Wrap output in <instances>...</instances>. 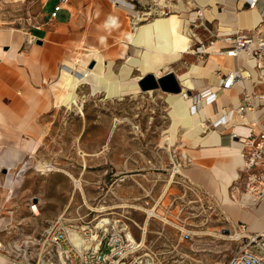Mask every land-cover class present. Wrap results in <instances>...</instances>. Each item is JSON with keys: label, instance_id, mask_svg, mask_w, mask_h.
Here are the masks:
<instances>
[{"label": "crops", "instance_id": "0c3cea01", "mask_svg": "<svg viewBox=\"0 0 264 264\" xmlns=\"http://www.w3.org/2000/svg\"><path fill=\"white\" fill-rule=\"evenodd\" d=\"M139 1L68 0L57 16L52 17L58 2L50 14H45L46 21L37 33L0 29V264H16L8 248L9 239L19 234L24 222L28 224L24 214H33L32 203L21 205L11 197L12 172L19 171L43 135V117L54 108L49 83L60 77L53 88L63 87L70 93L73 73L78 76L75 79L79 87L89 85L94 93L104 89L107 99L121 100L140 94L138 83L150 74L159 78L173 72L182 91L180 77L189 75L186 91L195 96L207 89L217 90L231 70L240 67L248 71L249 80L220 92L218 100L207 107L209 116L205 118L198 119L204 105L194 114L180 98L191 118L202 122L201 133L194 139L186 137L189 129L184 127L192 122L188 112L178 110L176 105L172 107L176 101L169 94L165 99L172 118L170 127L179 130L175 144L188 151L184 168L188 178L212 200L221 201L227 220L244 233L256 235L264 230V224L256 226L259 221L263 222L264 203L247 209L236 202L239 195L231 193L244 165L239 157V145L230 141L233 127L218 129V142L208 135L214 130L209 123L220 118L225 109L238 107L244 87L253 89L259 77L254 64L245 62L244 57L236 60L220 55L226 46L213 35L222 38L228 33L257 27L264 14V0H258L254 9L243 0H182L166 15L161 13L162 5L150 0H142L144 7L134 9L133 5L137 6ZM198 10H201L202 22L195 17ZM212 41L215 43L211 46ZM201 44L209 48V54L202 58L195 53ZM186 45L190 47V54L182 56L180 51ZM81 51L85 55L71 60ZM214 58L218 66L209 70ZM62 66L64 69L60 71ZM255 91L264 93V84ZM66 93L61 96L65 97ZM61 96H56L57 103ZM177 102L183 104L180 100ZM246 118L254 120L252 114ZM236 122L241 120L237 118ZM202 140L211 143L202 146ZM36 200L34 203H38Z\"/></svg>", "mask_w": 264, "mask_h": 264}, {"label": "rangeland", "instance_id": "374dc122", "mask_svg": "<svg viewBox=\"0 0 264 264\" xmlns=\"http://www.w3.org/2000/svg\"><path fill=\"white\" fill-rule=\"evenodd\" d=\"M162 1L161 13L166 15L182 0L150 3ZM58 2L49 0L45 7V0H0V29L37 33ZM139 2L137 10L144 7ZM81 55L85 53H75L71 60ZM76 76L73 73L70 93L53 88L60 77L49 83L54 108L43 117V135L19 171L12 172L9 189L15 202L40 203L36 214H24L28 224L9 239L15 263L57 264L47 236L63 217L74 230L88 232L104 219L119 222L136 240L143 241L145 235L146 246L163 261L192 257L195 251L203 264H226L249 235L227 220L221 201L196 196L197 185L184 171L188 151L175 144L179 131L170 127L165 99L169 93L159 90L109 100L104 89L94 93L91 86L82 85L76 94L79 103L84 101L82 109L67 108ZM153 209L157 216L149 215ZM181 232L192 233V239L181 240ZM237 234L246 237L230 239Z\"/></svg>", "mask_w": 264, "mask_h": 264}, {"label": "built area", "instance_id": "2783aa9c", "mask_svg": "<svg viewBox=\"0 0 264 264\" xmlns=\"http://www.w3.org/2000/svg\"><path fill=\"white\" fill-rule=\"evenodd\" d=\"M49 0H45V4ZM68 0H60L55 6L52 17L63 8ZM249 4L250 8H255L258 0H243ZM136 9V6L133 5ZM198 10L197 12H199ZM165 13V12H163ZM201 22L203 18L198 17ZM136 21H139L136 18ZM209 31V30H208ZM215 40H221L225 48L220 50L219 54L238 60L244 57L248 63H253L259 72L258 82L254 83L253 89L244 87L241 102L236 108H227L223 115L217 120L209 123V127L214 130L226 128L230 125V118L239 117L243 127H246V134H229L230 141L240 145L241 157L244 161L243 167L239 171V177L231 187L232 195H239L242 202L246 199L247 206L254 207L264 203V93L255 91L256 87L264 84V14L260 24L247 31L237 33H228L219 38L213 35ZM215 41L209 43L214 45ZM206 45L196 50V54L208 55ZM251 77L250 73L243 68L238 67L231 70L221 80L217 90L207 89L193 96L185 92L186 99L191 100V108L194 112L202 105H212L218 98L219 93L227 91L236 85L243 84ZM248 114H254L255 119L246 122ZM197 197L203 196L211 199L208 193L202 194L197 187L194 190ZM244 199V200H243ZM30 205V209L36 214L35 208L38 203ZM105 220V219H104ZM104 220L93 230L75 229L64 223L63 217H60L51 227L47 236L48 246L51 252L58 257L57 264H203V261L196 259L197 252H193L195 258L188 255L181 256L180 260L168 262L161 260L160 254L151 251L145 244V241L136 240L127 228L113 221L108 223ZM182 233V232H181ZM181 240H191L192 233H182ZM74 237L77 240L74 241ZM247 242L243 244L233 257L226 264H264V234L247 236ZM2 244H0V251ZM174 255L168 253L167 255ZM179 255V253H176ZM55 264V262H54Z\"/></svg>", "mask_w": 264, "mask_h": 264}, {"label": "bare ground", "instance_id": "6f19581e", "mask_svg": "<svg viewBox=\"0 0 264 264\" xmlns=\"http://www.w3.org/2000/svg\"><path fill=\"white\" fill-rule=\"evenodd\" d=\"M120 2H123V3H125L126 2V0H119ZM159 2V1H158ZM159 4H161V5H163L164 6V2L162 1L161 3H159ZM136 17V16H135ZM195 17H202V13H201V10L199 11V12H197L196 14H195ZM170 28V27H169ZM209 49V48H208ZM208 49H206V52L207 53H209L208 52ZM190 47H189V45H186V47H185V49L184 50H181L180 52H181V55L183 56V54H190ZM213 49H210V51H212ZM175 54V53H174ZM177 56H179V55H177ZM246 62V61H245ZM212 65H211V67H209V70H213L216 66H218V64H217V60L214 58V59H212V63H211ZM210 65V64H209ZM67 68V67H66ZM71 68V67H70ZM91 68V67H90ZM72 69V68H71ZM74 69V68H73ZM195 73V72H194ZM84 74V73H83ZM88 75V73H85V76H87ZM189 75H187V76H181L180 77V80H181V83L184 85V90L181 92V93H179V94H169V96L170 97H173L174 99H175V103H172L171 104V106L172 107H175V105L177 106V109L179 110V109H181L182 110V112H188V114H189V118L191 119V124L189 125V127H184V128H188L189 129V132L186 134V137H189L190 139L192 138V139H194L195 137H199V135H200V133H201V127H200V123L202 124V122L199 120V121H197L196 120V118L195 119H192L191 118V115H190V113H189V110H188V108H187V106H186V104L181 100V99H183L184 101H186L187 103H188V105H189V107H190V110H191V105H192V102H191V100H189V99H186V97H185V92H187L186 91V86H185V84H187V82L189 81V77H188ZM192 76V75H191ZM106 80V79H105ZM101 82V81H100ZM139 86V85H138ZM140 88V87H139ZM80 89V87H79V84H78V82L75 84V87H74V89L72 90V94H71V97H70V102H69V104H68V107L67 108H73L74 106H76V107H78L80 110L82 109V104H83V102L82 103H79L80 101H79V99H77L76 98V94H77V91ZM141 90V89H140ZM152 91H150V93H151ZM141 93H142V91H141ZM221 94V93H220ZM181 98V99H180ZM178 100H180L183 104L182 105H179V104H177L178 102ZM221 101V100H220ZM84 105V104H83ZM205 107L201 110V113H199L200 115H198V119H200V118H205V117H207V116H209V110H208V108L207 107H211L210 105H204ZM198 112V111H197ZM197 112H191L192 114L194 113V114H196ZM202 114V115H201ZM253 116H254V119H255V115L254 114H252ZM239 118V117H238ZM236 119H237V117L235 116H233L232 118H230V125L229 126H232L233 127V132L234 133H236V134H246L247 133V129H246V127H243L242 126V124L244 123V121H241V122H239V123H237L236 122ZM195 120V121H194ZM250 120H246V122H249ZM235 122V123H234ZM203 126V125H202ZM181 127V126H180ZM227 128V127H226ZM203 129V128H202ZM179 131V130H178ZM209 138L210 139H212V140H215V142H218V139H219V132H218V130L217 131H211L209 134ZM168 141L167 142H169V148L171 149V147H172V145H173V138L172 137H170L169 136V138L167 139ZM207 143H211L209 140L208 141H203L202 140V146H205ZM237 144V145H239L238 143H236V142H233V144ZM196 145H197V143H195ZM194 144V145H195ZM239 147V151H240V145L238 146ZM171 153V152H170ZM239 157H241V152H240V156ZM191 162V161H190ZM179 167V166H178ZM181 172V171H180ZM74 180V179H73ZM169 182H172V181H169ZM76 183H78L79 185L78 186H80L81 184V182L80 181H76ZM168 189H169V187H168ZM244 200V199H243ZM237 201H241V200H237ZM234 202V201H233ZM239 205H241V206H243V207H245V208H247V209H251V208H257L258 206H254V207H249V206H247V201H246V199L242 202V203H239V202H237ZM127 207V206H126ZM244 210V209H243ZM38 212V208H35V212ZM104 211V210H103ZM101 212H102V210H101ZM148 213V212H147ZM149 215L150 216H157V214H156V211H155V209H153V210H151V211H149ZM149 216V217H150ZM105 222H103V223H108V221H107V219H105L104 220ZM110 221V220H109ZM258 221V220H257ZM262 221L263 222H258L257 224H256V226L257 225H261V224H264V214H263V216H262ZM261 223V224H260ZM146 226H147V223H146ZM253 228V227H252ZM261 233L262 234H264V230L263 231H261ZM243 237H246L245 235H241V234H237L236 236H232V237H230V239H232V240H239V239H241V238H243ZM144 238H145V235H144V237H143V240H144ZM77 240V237L75 238L74 237V241H76Z\"/></svg>", "mask_w": 264, "mask_h": 264}, {"label": "water", "instance_id": "95a60500", "mask_svg": "<svg viewBox=\"0 0 264 264\" xmlns=\"http://www.w3.org/2000/svg\"><path fill=\"white\" fill-rule=\"evenodd\" d=\"M138 85L143 93L155 90H162L169 94H179L182 92V88L173 72H169L159 78L152 74L146 75L139 81Z\"/></svg>", "mask_w": 264, "mask_h": 264}]
</instances>
